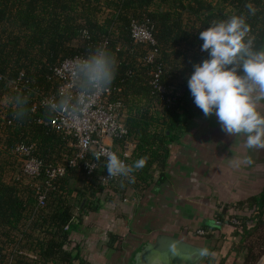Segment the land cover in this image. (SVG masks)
Wrapping results in <instances>:
<instances>
[{"label":"trees","instance_id":"16d2710c","mask_svg":"<svg viewBox=\"0 0 264 264\" xmlns=\"http://www.w3.org/2000/svg\"><path fill=\"white\" fill-rule=\"evenodd\" d=\"M248 3L257 8L255 16L248 13ZM234 14L247 18L256 46L264 44V0H0V98L8 102L0 109V264H6L5 250L17 244L19 227L28 208L35 204L34 185L24 186L13 179L18 174L14 171L16 162L22 167L14 149L21 143L35 145V156L46 167L73 153L70 141L50 126L53 114L48 107L40 106L36 95L57 90V84L50 80L54 69L66 60L86 56L107 41L105 47L117 64L115 79L109 87L125 101V122L136 146L129 165L140 159L145 163L131 173L134 181L124 177L114 188L102 187L99 173L89 181L82 168H68L65 176L52 182L55 189L48 193L46 207L52 213H43L37 224L41 228L51 227L52 232L43 242L32 233H24V243L16 252L14 264H87L81 243L73 237L85 222L83 215L99 212L105 201L124 198L129 188L143 190L163 182V174L155 177L154 166H164L170 146L189 135L197 120L204 117L187 85L193 64L208 56L201 51L203 41L199 33L211 21ZM134 21L148 23L152 28L160 52L155 65L137 62L146 50L134 44ZM157 64L164 68L161 84L168 89L177 85L170 94L172 105L151 114L150 105L160 104V96L150 84ZM16 96L27 98V115L23 119L14 115L12 100ZM114 142L121 150L125 140ZM44 175L45 168L41 179ZM117 186L122 188L121 192ZM21 192L28 194L27 201L22 199ZM73 193L79 194V202H72ZM105 195L109 199H103ZM76 209L83 215L75 217ZM229 209L233 214L227 216ZM246 210L250 214H242ZM219 218L215 227L218 235L204 237L210 243L211 255L202 264H238L241 259L243 264H251L255 258L252 250L244 253L245 243L264 228V192L225 209ZM231 218L239 219L241 225H232ZM120 242L118 235H109L111 249ZM24 251L34 252L38 258H29Z\"/></svg>","mask_w":264,"mask_h":264},{"label":"crops","instance_id":"0c3cea01","mask_svg":"<svg viewBox=\"0 0 264 264\" xmlns=\"http://www.w3.org/2000/svg\"><path fill=\"white\" fill-rule=\"evenodd\" d=\"M106 144L121 151L113 141ZM245 156L251 157V165L234 167L230 163L232 158ZM154 168L156 178L163 174V182L143 190L129 188L124 198L115 197L111 202L105 201L109 199L105 195L102 209L87 213L88 220L73 235L82 245L87 264H132L141 247L159 235L198 245V241H206L197 236L199 229L215 230L225 209L264 192V149L249 150L241 137L227 136L215 116L199 118L189 135L170 146L166 164ZM110 234L120 237L117 248L109 247Z\"/></svg>","mask_w":264,"mask_h":264},{"label":"clouds","instance_id":"9594fccd","mask_svg":"<svg viewBox=\"0 0 264 264\" xmlns=\"http://www.w3.org/2000/svg\"><path fill=\"white\" fill-rule=\"evenodd\" d=\"M248 13L255 16L257 8L248 3ZM251 27L243 15H231L210 22L199 33L203 41L201 51L206 59L193 64V72L187 80L194 104L205 118L215 116L220 129L229 137H241L243 146L249 150L264 149V44L256 46L250 35ZM116 59L104 45L95 46L86 56L72 61L71 76L74 91L61 94L48 102L52 114L80 121L88 112L94 99L105 91L116 75ZM12 103L15 117L27 115V98L16 96ZM103 153L97 151L99 160ZM140 159L126 165L117 154L106 157L105 179L123 176L134 181L131 173L143 167ZM234 167L251 165V157L232 158ZM207 255L208 250L203 249Z\"/></svg>","mask_w":264,"mask_h":264},{"label":"built area","instance_id":"2783aa9c","mask_svg":"<svg viewBox=\"0 0 264 264\" xmlns=\"http://www.w3.org/2000/svg\"><path fill=\"white\" fill-rule=\"evenodd\" d=\"M87 37V33H84ZM131 36L136 45H142L146 53L139 60L142 65H155L156 60L160 56V52L157 48L156 41L152 34V28L148 23H140L134 21L132 23ZM107 41L103 43L106 46ZM82 57V56H77ZM77 57L64 61L60 66L56 67L53 71L51 81L57 84V90L49 93L36 92L39 98V104L42 107H48V102L54 99H58L61 94L74 91L75 85L71 76L72 61ZM164 73L162 65L157 64L155 69L151 72L150 84L154 90L160 96V104L154 103L153 108L149 107V111H155L161 113L163 107H170L173 103V99L170 97L172 93L171 89L166 88L161 84V76ZM116 92L108 87L105 91L95 97L88 112L80 121H71L66 119L62 115L53 114V118L50 122V126L68 139L73 148L71 156L63 155V159L56 165L45 166L44 162L35 156L37 147L35 145H26L25 143L19 144L14 149V154L19 158L22 165L21 175L16 174L13 176L14 181L20 182L24 186L30 185L25 179L31 181H39L40 185L34 187V199L35 204L33 207L28 208L26 218L22 221L19 229L20 236L17 238V244L8 246L9 254L6 256V264L15 263V255L20 246L24 243L23 234L32 233L34 238L41 242L48 239L52 228L50 227H37L39 218L43 213L50 214L52 209H47V197L52 187V182L58 178L65 176L68 168H82L90 181L93 174L99 173V184L102 187H109L115 183H118L124 179L123 176L113 177L105 179L108 176L106 171V157L109 153H115L118 157L124 161L126 165H129V161L133 158L136 146L132 142L128 128L126 126V118L128 115L127 106L123 98L117 96ZM36 107L34 108V111ZM41 123V122H40ZM124 139V145L121 151L118 153L114 150L113 146L106 144V141ZM97 151L102 152L99 160L95 157ZM45 168L44 179L42 177V170ZM89 183V182H88ZM63 196H67L66 193L60 192ZM22 199L27 201L28 194L21 192ZM71 198L74 201L80 200L77 193L71 194ZM242 214H250L248 210L242 212ZM75 217L78 216L76 210L74 212ZM83 218H86L83 216ZM230 223L234 226H240L241 221L237 218H231ZM68 230V227L65 228ZM218 232L214 229H199L197 231L198 237H215ZM7 250V249H6ZM5 250V252H6ZM29 253V252H26ZM25 253V254H26ZM6 255V253H5ZM29 258L37 259L38 256L31 252L28 254Z\"/></svg>","mask_w":264,"mask_h":264},{"label":"water","instance_id":"95a60500","mask_svg":"<svg viewBox=\"0 0 264 264\" xmlns=\"http://www.w3.org/2000/svg\"><path fill=\"white\" fill-rule=\"evenodd\" d=\"M203 249L208 250L207 255L202 254ZM210 255L208 248L174 236L159 235L154 241L141 247L132 264H202Z\"/></svg>","mask_w":264,"mask_h":264},{"label":"rangeland","instance_id":"374dc122","mask_svg":"<svg viewBox=\"0 0 264 264\" xmlns=\"http://www.w3.org/2000/svg\"><path fill=\"white\" fill-rule=\"evenodd\" d=\"M7 100L4 99V100H1L0 98V109L1 107H5L7 105ZM69 147L71 148V144L69 143ZM16 169L14 170L15 172H18L19 175H21L22 173V167L19 166V163L16 162ZM26 182H28L30 185H40V180L37 182V181H31L30 179H25ZM80 183L78 184V188H80ZM117 185V183L113 184V185H110L108 188H114L115 186ZM107 188V187H105ZM78 194V193H77ZM79 195V194H78ZM80 197V196H79ZM80 200L78 201H74L72 200V202H79ZM76 212L79 215H81L82 213H80L78 211V209H76ZM83 215V214H82ZM84 217V221L88 220V216L87 214H84L83 215ZM218 235V234H217ZM199 246H202V247H210V243L208 241H198L197 243ZM245 254H247L249 252V250H252V253L251 255L253 254L255 260L252 261L251 264H261L263 261H264V228H261L258 232H256L251 238H249L246 243H245ZM9 249L6 250V256L9 254ZM27 251H24V253H26ZM238 264H243V259H241Z\"/></svg>","mask_w":264,"mask_h":264}]
</instances>
